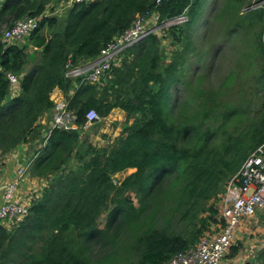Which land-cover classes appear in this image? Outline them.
Masks as SVG:
<instances>
[{"label":"trees","instance_id":"trees-1","mask_svg":"<svg viewBox=\"0 0 264 264\" xmlns=\"http://www.w3.org/2000/svg\"><path fill=\"white\" fill-rule=\"evenodd\" d=\"M225 1L229 20L240 22L232 32L238 33L240 26L247 43L255 44L252 52L245 53L252 61L264 48V9L251 11L259 12L261 30L254 31L249 42L251 30L258 25L252 15H239L245 0ZM206 3H74L62 20L56 18L62 24L56 30L55 20L43 16L47 0L2 1L0 27L24 17L39 18V23L24 48L3 41L0 33V153L6 155L19 144L38 139L40 145L32 148L28 169L34 176L47 178L48 183L39 197L31 200L24 219L11 224L10 229L0 224V264H168L176 253L194 247L212 224L221 225V218L217 219L220 195L245 157L264 143V92L244 132L228 133L219 141L217 132L240 115V109L224 106L222 122L212 126L223 105L221 87L197 88L192 100L196 104L185 99L179 118L173 116L171 88L185 73L184 51L164 64L153 33L124 50V58L100 83L64 77L68 60L77 65L95 58L136 16L156 12L160 20H174L184 15L187 21L171 28L170 36L173 42L189 38ZM28 41L38 50L34 61L27 53ZM7 72L21 75L20 91L13 97ZM235 74L231 71L223 85H232ZM257 79L264 82V67ZM75 81L80 83L77 87ZM102 81L107 83L98 87ZM55 89L68 98L77 128L48 132L39 123L40 116L54 106L50 94ZM114 108L123 110L132 123L105 146H80L79 129L85 114L93 109L103 118ZM71 159L80 163L69 168ZM128 170L131 172L126 174ZM53 173L57 175L52 178ZM122 173L124 177L116 181ZM129 190L138 196L137 205ZM104 211L106 220L100 228L97 218ZM239 248L232 244L230 252L235 254ZM243 264H264V247Z\"/></svg>","mask_w":264,"mask_h":264},{"label":"rangeland","instance_id":"rangeland-1","mask_svg":"<svg viewBox=\"0 0 264 264\" xmlns=\"http://www.w3.org/2000/svg\"><path fill=\"white\" fill-rule=\"evenodd\" d=\"M66 1L67 0H47L43 16L55 20L57 24L54 28L56 30H60L62 25L56 21V16L59 20L64 18L63 8L62 6H58V4H64ZM225 3V0H207L206 5L204 6L201 21L194 30L190 31V37L183 38L181 42H173L172 37L170 36L171 28L180 27L184 24L181 23V21L167 20L159 22L154 21L152 23V26L155 27L152 33L157 35V48L161 53V61L164 64H169L177 52L184 51L183 56L186 63L185 73L181 76L180 81L171 88V100L175 103L173 104V107L175 106L172 112L173 116L179 118L183 110L181 104L185 101V99L191 103L197 95V88L218 90L221 87V99L223 105L219 108V111L215 116L218 117V122L213 123L212 126L222 122L221 111L227 110L224 106L230 108L235 106L240 109V115L232 117L228 122H226L225 127L219 129L217 132L216 138L219 141H221V138L228 133L244 132L247 123L251 120V118H253L256 109L259 108L261 95L264 92V82L258 83L259 80L257 79L264 67V48L254 54L252 61L246 57L245 53L247 51L252 52L254 50L252 47H255V44L250 43L249 45L247 43L245 40L246 36L244 34V30L240 26H238V33L232 32V30H236L237 24L240 22L238 19L233 20V18L232 20H229L228 13L224 11ZM241 7L242 9L240 10L239 15H252L255 20L254 23L258 25L251 30V34L248 37L249 42H251L253 32H259V30H261V24L259 23L256 15L259 12L252 13L251 11L258 10L259 8L264 9V0H245V3L242 4ZM219 14H221V17L219 20H216V17L218 18ZM262 14L264 20V12H262ZM8 20H11V18H8ZM12 22L13 21L2 23L0 33L8 28V26L10 27ZM44 31L47 34L50 33V30L45 29ZM263 36L264 29L262 31V37ZM186 44L190 45L185 50ZM26 49L27 53L30 52V56L33 51H35V55L33 54L32 56L34 59L37 58L36 56L38 53L33 47H31L29 41ZM124 55L125 53L121 55L116 65L121 62ZM249 64L251 66H249ZM233 70L236 71L233 78L234 83L228 86L223 85V79ZM20 76L21 75L19 74L18 77ZM107 82L102 81V84L97 86L101 87ZM16 84L17 83L12 86H15ZM191 104L195 105L196 102H192ZM245 115L248 117L245 118ZM132 121V118L127 119L124 115L121 117L117 115L115 117L107 116L105 118H100L93 125L79 129L80 146H86L89 143L96 147L105 146L116 139L126 125L131 124ZM2 157L3 155L0 153V161ZM79 163V160L71 159L68 167H76ZM129 172H131V170H128L125 173L127 174ZM125 173L117 175L115 180L118 181L123 178ZM52 175L53 178L57 174L53 173ZM127 193L128 192L126 191L121 194V196H125ZM129 194L132 197L133 203L137 205L138 196L130 190ZM222 195H220V200L217 202L219 210ZM111 203L112 202H110V204ZM106 215L107 212L104 211L97 218V225L100 228L104 227ZM218 218H220L219 211L217 215V219ZM118 221L119 219L115 222V225ZM215 225L212 224L209 231L213 232V228L216 229ZM10 227L8 226L9 229ZM209 231L205 232L204 235H210ZM261 235L262 237L264 236V230H262ZM233 244H235V242H233Z\"/></svg>","mask_w":264,"mask_h":264},{"label":"built area","instance_id":"built-area-1","mask_svg":"<svg viewBox=\"0 0 264 264\" xmlns=\"http://www.w3.org/2000/svg\"><path fill=\"white\" fill-rule=\"evenodd\" d=\"M69 1L73 5L91 0ZM163 1L167 0H155V5L158 6ZM174 20L185 23L187 18L183 15ZM154 21L167 20H160L156 12H151L147 16H136L132 25L127 30L115 34L95 58L87 59L77 65L68 60L65 63L64 77L77 79L80 83H100L105 74L109 73L111 67L118 62L124 50L153 32ZM38 23L39 18L35 17L18 19L2 31L1 39L8 43H14L17 40L26 42L29 35L37 29ZM6 78L11 88L19 84L20 77L16 74L7 72ZM15 83L17 84L12 86ZM80 83L75 81L74 86L77 87ZM50 99L54 106L48 132L53 128L64 130L77 128L76 114L68 107V98L63 92L59 89L53 90ZM85 118L81 128L93 125L100 119L93 109L85 114ZM31 162V157L24 159L16 170L15 176L6 183L0 184V193L3 195V202L0 204V224L10 226L21 221L28 214L30 203L20 199L16 191ZM220 202L222 223L219 232L203 235L194 247L176 253L168 264H220L234 242V231L242 219L260 216L264 227V143L245 157L238 171L227 182Z\"/></svg>","mask_w":264,"mask_h":264},{"label":"crops","instance_id":"crops-1","mask_svg":"<svg viewBox=\"0 0 264 264\" xmlns=\"http://www.w3.org/2000/svg\"><path fill=\"white\" fill-rule=\"evenodd\" d=\"M2 1L3 0H0V6L2 4ZM58 6H62L65 17L66 13L72 6V3L67 0L64 4L59 3ZM33 54L35 55V51H33L32 55ZM32 55L30 56L31 61L34 60V57ZM19 91L20 87L18 84L16 87L10 89V97L17 95ZM51 114L52 109L44 112L39 118V123L44 126L45 130L48 129L49 123L51 121ZM117 115L119 117H121L122 115L126 116L123 110H121L120 108H114L108 114V117H115ZM45 130H43L42 136L45 135ZM38 145H40V142L38 139H35L31 142L21 143L14 150L6 155H3L0 161V184L6 183L15 176L16 170L22 164L24 159L31 157L33 153L32 148H35ZM47 183V178L34 176L28 169L23 181L16 191V195L20 199L30 203L31 200L39 197L43 189L46 187ZM2 202L3 195L0 193V204ZM215 227L216 229L213 228V232L209 231L210 234H216L219 232L220 224H216ZM262 230H264V227L261 223L260 216L242 219L234 231L235 244H233L238 247L240 245V248L235 254H232L229 249L225 256L222 258L220 264H243L246 261L253 260L258 252L264 247V236L262 237L261 235Z\"/></svg>","mask_w":264,"mask_h":264},{"label":"water","instance_id":"water-1","mask_svg":"<svg viewBox=\"0 0 264 264\" xmlns=\"http://www.w3.org/2000/svg\"><path fill=\"white\" fill-rule=\"evenodd\" d=\"M16 44L20 47V48H24V42L22 40H17Z\"/></svg>","mask_w":264,"mask_h":264},{"label":"clouds","instance_id":"clouds-1","mask_svg":"<svg viewBox=\"0 0 264 264\" xmlns=\"http://www.w3.org/2000/svg\"><path fill=\"white\" fill-rule=\"evenodd\" d=\"M101 118V117H100Z\"/></svg>","mask_w":264,"mask_h":264}]
</instances>
